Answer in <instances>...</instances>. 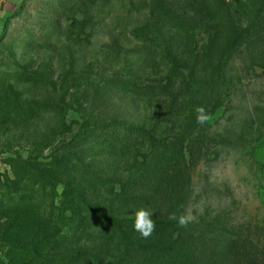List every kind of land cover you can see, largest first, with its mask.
<instances>
[{"label": "rangeland", "instance_id": "1", "mask_svg": "<svg viewBox=\"0 0 264 264\" xmlns=\"http://www.w3.org/2000/svg\"><path fill=\"white\" fill-rule=\"evenodd\" d=\"M206 24L217 37L212 68L187 84L202 67L187 46L208 44ZM233 27L249 30L235 48ZM160 35L177 57L186 51L173 92L157 100L115 88L109 81L129 67L141 68V86L167 82ZM197 108L210 117L203 125ZM126 127L152 133L155 147L137 146ZM40 184L47 190L35 204L7 207L9 194L36 197ZM70 190L91 211L71 207ZM141 208L171 227L131 235L154 250L73 236L100 228L93 212L129 220ZM171 215L189 219L181 226ZM81 255L264 264V0H0V257Z\"/></svg>", "mask_w": 264, "mask_h": 264}, {"label": "trees", "instance_id": "2", "mask_svg": "<svg viewBox=\"0 0 264 264\" xmlns=\"http://www.w3.org/2000/svg\"><path fill=\"white\" fill-rule=\"evenodd\" d=\"M223 1V0H218ZM242 0H239V2ZM253 1V0H251ZM257 3V7L261 8V4L259 2ZM211 20H214L213 18ZM210 25L206 24L204 26V33L208 34L207 37V45L206 46H200L198 42L194 45H189V49H195V52H197V63L201 64L202 67L198 71H194V74L189 75V80L187 81V84L190 82L192 84H196V81H198V77L203 73L211 70L212 66L211 63H209L208 56L210 55L211 47L216 42V36L212 35L209 31ZM186 35H188L191 39L196 40V30H185ZM249 36V30L233 27V30L230 35L231 40V46L233 48L240 46L247 37ZM188 37V38H189ZM155 43L159 54L161 55L160 63L157 67L161 69L160 74L163 76V74L166 75L164 78L167 80L165 84L161 83H155L157 82L156 79L152 81L151 78H148L145 82L144 86L140 85V69L139 67H129L122 73H118L115 75L109 82L113 83L115 88L125 91L128 93L133 94L136 97L143 95H149L154 97L155 99L159 100V90L163 92V95H168L173 92V87L176 85V82L180 79L185 77V71L186 67L184 66V55L186 54V51H183L179 57H177L172 51L168 40L165 35H160L159 40L153 41ZM206 48V49H205ZM187 58V57H186ZM188 59V58H187ZM152 62V61H151ZM153 63V62H152ZM186 81V79H185ZM149 82V83H147ZM121 132V131H120ZM124 132L126 133L127 137L131 139L137 146L140 144H144L145 141L148 142L151 146L155 147V141L152 133L145 131L143 129H132V128H125ZM97 147L101 145V143H95ZM70 156V155H69ZM107 183H103V185H106ZM46 188H44L43 184H40V188L37 190L36 197L33 196H23V195H17V194H9V197L7 199V207L13 208V210H18L22 206L26 205H32L35 204L38 200V196H42L46 192ZM69 197H70V206H74V208L85 209L86 211H91L90 207L87 205L86 201L79 195L77 191L70 190L69 191ZM93 212V211H92ZM95 214L96 220L100 224V228L96 231H91L90 229H76L75 233L73 234L74 237L84 235L88 239H94L96 241L101 240H107L110 244H118L124 248L134 250L136 252H147L148 250H154V246L152 244H141L137 241L133 240L131 238V235L133 233H137L141 235L139 232H137L133 225L135 222V219H129V220H118L113 217H104L103 215H100L97 212H93ZM63 218H67L71 220L72 222L75 221L74 217L71 215H66L64 212L62 214ZM106 224L108 225L107 228H105ZM154 224V230L149 236H164L165 234H168L170 231V224L164 221H153ZM147 250V251H146ZM0 264H7L5 260H3L0 257ZM47 264H101L100 261H98L95 257L91 256H72L67 258H49L47 260ZM192 264V263H187Z\"/></svg>", "mask_w": 264, "mask_h": 264}, {"label": "clouds", "instance_id": "3", "mask_svg": "<svg viewBox=\"0 0 264 264\" xmlns=\"http://www.w3.org/2000/svg\"><path fill=\"white\" fill-rule=\"evenodd\" d=\"M196 113V122L200 125H203L206 121L210 119V117L205 114V110L203 108H197ZM134 216V229L139 232L143 237L147 238L154 230V224L150 217V213L141 208L134 213ZM169 219L177 220L178 223L183 226L187 223L189 217L184 215H180L179 217L171 215Z\"/></svg>", "mask_w": 264, "mask_h": 264}]
</instances>
